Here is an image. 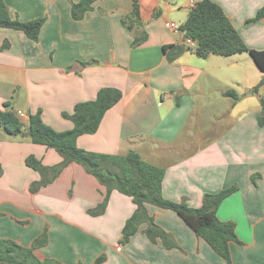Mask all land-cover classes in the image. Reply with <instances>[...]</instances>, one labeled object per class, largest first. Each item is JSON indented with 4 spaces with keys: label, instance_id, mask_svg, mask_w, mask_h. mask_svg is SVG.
<instances>
[{
    "label": "crops",
    "instance_id": "1",
    "mask_svg": "<svg viewBox=\"0 0 264 264\" xmlns=\"http://www.w3.org/2000/svg\"><path fill=\"white\" fill-rule=\"evenodd\" d=\"M77 1L5 0L13 19L46 17V22L37 41L20 30L0 27V46L9 42L0 50V108L6 101L17 102L14 110L26 114L24 121L41 109L46 124L66 130L73 123L63 112L72 113L76 103L95 99L102 87L119 88L120 101L105 113L95 133L78 137L77 145L96 153L139 152L165 168L164 197L191 207H200L205 193L237 183L238 191L217 211L221 220L235 221L242 241L230 242L232 262L264 264V124L259 123L264 85L250 92L263 72L247 52L201 58L188 50L168 61L164 46L192 45L168 24H183L200 0H140L148 38L137 46L122 23L132 12L133 0H96L83 18L74 19L71 3ZM215 1L249 47L264 49V17L248 21L264 0ZM228 89L239 99L224 95ZM205 121L213 124L212 130L203 127ZM3 139L0 237L29 246L47 227L48 244L36 253L65 264H94L101 254L106 255L103 264H227L175 211L152 204L149 212L179 247L152 242L144 233L146 223L121 243L135 203L113 190L106 211L91 218L86 211L101 201L106 189L79 163L68 165L35 195L2 187L17 181L15 187L24 188L39 178L25 162L29 155L47 166L62 159L45 145ZM60 178L62 185L57 184ZM71 183L73 198L66 200L60 188ZM59 201L65 203L58 207Z\"/></svg>",
    "mask_w": 264,
    "mask_h": 264
},
{
    "label": "trees",
    "instance_id": "2",
    "mask_svg": "<svg viewBox=\"0 0 264 264\" xmlns=\"http://www.w3.org/2000/svg\"><path fill=\"white\" fill-rule=\"evenodd\" d=\"M95 1L72 2V17L74 19L83 18L86 12L93 8ZM263 17L264 5L248 21H256ZM45 22L46 17L29 21L13 19L5 0H0V27L20 30L30 39L37 41ZM122 23L133 35V46L140 45L148 38V33L143 27L140 0H133L132 12L122 19ZM180 30L194 44L164 46L169 62H174L188 50L201 58H206L210 54L230 56L247 52L263 72V78L250 89V92H258L264 85V49L249 47L222 6L215 0L198 1L189 12L185 22L180 25ZM8 47L9 42L6 40L0 46V50ZM85 64L87 62H83V65ZM224 95L233 97L234 101L240 97L233 89L226 90ZM121 98L122 91L117 87L100 88L95 99L76 103L72 113L63 112V116L73 123V127L66 130H57L46 124L42 119L41 109L35 113H29L27 120L24 121L11 107V102L6 101L0 108V136L4 133L13 138L28 139L33 143L53 148L62 156L63 167L73 162L81 164L87 172L94 175L106 187L105 198L99 205V212L96 208L89 209V212L93 214H103L106 211L113 190L130 196L136 209L123 226L121 243H127L131 236L139 230L140 225L146 223L144 233L152 242L156 243L161 240L166 248L179 247L174 236L162 228L149 212L148 205L152 204L175 211L197 236L204 238L212 249L224 258L227 264H233L230 242L242 243V241L236 232L235 221L221 220L217 211L224 199L238 191L237 183L216 193H205L202 205L191 207L185 201L176 202L164 197L162 181L165 168L144 160L139 152L130 150L125 154L96 153L77 145L79 136L92 134L98 130L105 113ZM261 103L259 123L263 125L264 99H261ZM25 162L29 167L40 172L42 179L37 182L41 184H48L60 172L58 165L47 166L34 155L27 156ZM2 173L3 168L0 162V176ZM48 240L47 227L29 246L9 237H0V264H65L56 258H41L36 253L37 249L48 244ZM105 259L106 255L101 254L94 264H103Z\"/></svg>",
    "mask_w": 264,
    "mask_h": 264
},
{
    "label": "rangeland",
    "instance_id": "3",
    "mask_svg": "<svg viewBox=\"0 0 264 264\" xmlns=\"http://www.w3.org/2000/svg\"><path fill=\"white\" fill-rule=\"evenodd\" d=\"M249 54V53H248ZM249 56V55H248ZM17 102L13 101L11 104H13L11 107H13L14 109V106L16 105ZM18 106V104H17ZM212 123L211 122H207L205 121L204 124H203V127L209 129V130H212ZM5 138V139H3ZM3 139V140H12V139H18V138H13V137H10V136H7L6 134L3 133V135L0 136V140ZM28 140V139H27ZM57 152V151H56ZM59 153V152H58ZM60 154V153H59ZM61 156V155H60ZM62 158V156H61ZM62 161H63V158L61 159L60 162L56 163L54 166H57L60 168V172L58 173V175L53 179L51 180V182H49L48 184H41L40 182H37V181H40L42 179V176L40 174L39 171L38 174H39V178L36 179V180H31L29 182V185H27L26 187L23 188V185L22 184H18V187H15L17 186V181H15V183H12V182H8L9 184L8 185H4L2 187H12L11 189H14V191L20 193V194H23L25 196H30V195H35V194H38L42 189L44 190L45 188H47L48 186H50L52 183H54L56 181L57 178L60 177L62 171L70 164L68 165H65L64 167L62 166ZM60 165V166H59ZM3 168V167H2ZM4 175V168H3V173L2 175L0 176V179L3 177ZM97 179V178H96ZM98 180V179H97ZM72 181V180H71ZM3 183H6L5 181ZM58 185H62V179L60 178L59 181L57 182ZM101 184V183H100ZM73 183H71V186H66L65 188H60V195L63 197V198H66V200H71L73 198ZM106 189V187H105ZM105 198V194L104 196L101 198V201H99L98 203H96L93 207H90L89 209H93V208H96V211L99 212V205L101 202H103ZM65 203V201H59L57 202V206H61ZM89 209L86 211L87 214L91 217V218H97L99 216H101L102 214H93L91 212H89Z\"/></svg>",
    "mask_w": 264,
    "mask_h": 264
},
{
    "label": "built area",
    "instance_id": "4",
    "mask_svg": "<svg viewBox=\"0 0 264 264\" xmlns=\"http://www.w3.org/2000/svg\"><path fill=\"white\" fill-rule=\"evenodd\" d=\"M194 5H195V4H193L192 7H193ZM168 26H169L172 30H175V31H177V32H182V31L180 30V25H178V24L175 23V22H170V23L168 24ZM189 40H190V39H189ZM190 42H191L192 45L194 44L193 41L190 40ZM17 114H18L21 118H23V117L26 116V114H25L24 112H22L21 110H17Z\"/></svg>",
    "mask_w": 264,
    "mask_h": 264
}]
</instances>
